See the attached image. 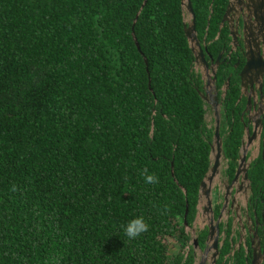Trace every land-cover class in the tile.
<instances>
[{"label":"trees","instance_id":"1","mask_svg":"<svg viewBox=\"0 0 264 264\" xmlns=\"http://www.w3.org/2000/svg\"><path fill=\"white\" fill-rule=\"evenodd\" d=\"M144 1L0 0V264H192L211 133L182 0Z\"/></svg>","mask_w":264,"mask_h":264},{"label":"flooded vegetation","instance_id":"2","mask_svg":"<svg viewBox=\"0 0 264 264\" xmlns=\"http://www.w3.org/2000/svg\"><path fill=\"white\" fill-rule=\"evenodd\" d=\"M206 1L183 23L194 21V84L224 154L212 212L197 207L182 253L192 264H264V0Z\"/></svg>","mask_w":264,"mask_h":264},{"label":"water","instance_id":"3","mask_svg":"<svg viewBox=\"0 0 264 264\" xmlns=\"http://www.w3.org/2000/svg\"><path fill=\"white\" fill-rule=\"evenodd\" d=\"M146 2H147V0L144 1L143 7L145 6ZM143 7L141 8V10L143 9ZM182 9H183V13H184V21L185 22L191 17L193 18V20L195 19V13H194L193 5H192V0H182ZM141 10L139 11V13L136 17L135 22L137 21ZM193 24H194V21L192 22V25L190 27H188L186 25V28H185L186 35L188 36V39L191 43L194 41V39H193L194 26H193ZM261 33H262V30L260 27L259 34L261 35ZM134 38L136 40V44L140 48V45L138 43L137 37L135 36V33H134ZM256 56H258L257 53L254 55V58H256ZM260 57L261 56L259 54V56H258L259 65L262 63ZM251 60H252V58L250 57L249 67H252V63H254ZM223 154H224L223 144H222L221 138L219 136V133L217 132V134L215 135L213 144L211 145V151H210L211 166H210L209 170L207 171V173L205 174L203 180L201 181L200 189H199L197 207H198L199 214L202 213L203 217H205L210 212H212V191H213V187L216 183V179H218L220 171H221V159L223 157ZM187 215H188V207L186 210L185 218L187 217ZM185 225H186V228L189 227L188 226L189 224L187 221H185ZM192 233H194V230H192ZM194 241L197 244L196 238H194Z\"/></svg>","mask_w":264,"mask_h":264},{"label":"clouds","instance_id":"4","mask_svg":"<svg viewBox=\"0 0 264 264\" xmlns=\"http://www.w3.org/2000/svg\"><path fill=\"white\" fill-rule=\"evenodd\" d=\"M144 179L146 183H156L158 178L154 175H147ZM122 230L129 239H135L148 230V224L145 223L144 218L141 216L123 225Z\"/></svg>","mask_w":264,"mask_h":264}]
</instances>
